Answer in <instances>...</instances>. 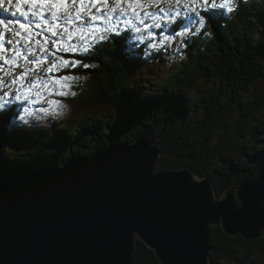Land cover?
<instances>
[{
    "label": "trees",
    "instance_id": "trees-1",
    "mask_svg": "<svg viewBox=\"0 0 264 264\" xmlns=\"http://www.w3.org/2000/svg\"><path fill=\"white\" fill-rule=\"evenodd\" d=\"M231 4V8L211 9L219 12L217 20L190 33L192 39L187 37V45L179 54L184 59L173 69L175 74L167 82L159 81L157 92L150 96L142 95L135 76L144 62L162 57L165 49L157 50L147 61L140 58L146 54L142 46L130 50L124 44L129 40L115 31L75 57L86 56L82 64L90 67L68 68L59 74L88 75L87 85L68 99L78 108H95V114L76 116L67 127L50 124L47 128L51 127L50 134H54L42 141L40 135L49 133L47 130L36 126V131L26 121L16 124L19 121L14 120L26 102L7 103L0 109V184L48 165L60 167L69 159L89 156L111 139L139 134H147L161 149L162 166L183 164L168 159L172 147L178 152L179 146L191 147L192 160L187 164L197 174L210 176L218 195L233 185L264 181V90L252 96L251 87L264 80V0H236ZM178 21L180 29L185 28L184 20ZM175 102L181 106L172 108ZM102 107L108 111L99 117ZM115 111L134 122L133 127L125 131V120ZM74 127L73 132L68 130ZM230 153H236L237 158L230 159ZM210 231L214 244L210 264H226L222 260L230 257L239 264H264V237L248 241L231 237L221 226ZM241 251L245 258L238 255ZM134 264L161 263L154 251L139 241Z\"/></svg>",
    "mask_w": 264,
    "mask_h": 264
},
{
    "label": "water",
    "instance_id": "water-1",
    "mask_svg": "<svg viewBox=\"0 0 264 264\" xmlns=\"http://www.w3.org/2000/svg\"><path fill=\"white\" fill-rule=\"evenodd\" d=\"M156 2L157 0H148ZM2 64V63H0ZM146 135L0 184V264H210V227L264 237V181L217 195L192 166L162 167Z\"/></svg>",
    "mask_w": 264,
    "mask_h": 264
},
{
    "label": "rangeland",
    "instance_id": "rangeland-1",
    "mask_svg": "<svg viewBox=\"0 0 264 264\" xmlns=\"http://www.w3.org/2000/svg\"><path fill=\"white\" fill-rule=\"evenodd\" d=\"M235 1L236 0H216L218 4L225 3L226 6L224 8L228 7L227 4L229 2H232L234 4ZM16 2L17 0H13L12 6H9L7 3H5L3 8H0L1 9L0 10L1 11L0 20H5V21H17L18 20L21 23L30 25L34 33L41 34V35L35 36V39L40 40L41 42H44L45 39H47V46L50 48L52 47L53 40L63 41L67 39L65 36H63V34L59 36H52V33L48 31L46 26L42 25L40 28L35 27L36 24L40 23V20H39V17L34 16L32 12L29 11L32 0H19V2L22 4L23 10L28 13L26 16L20 15V12L16 10L14 6ZM121 2L123 3V0H121ZM134 2H138L142 5H145V7L138 9L139 16L134 14L131 10L125 13V12L120 11V9H113L112 11L109 12L107 9H104V8H100L98 10L97 8L93 7V8H89L88 10L91 14L99 16L100 17L99 19L93 21L90 15H85L83 21H76L75 23L84 28H93L95 30L96 39L92 43V47L95 44H97V42L103 41L105 38L111 36L115 31L117 32L121 31L122 32L121 38H126L125 40H129L125 42L124 44H126L130 50L139 49L138 45L142 46L146 50V54H143L140 58H147V61L151 59L150 56L153 55L157 50L164 48L165 51L162 57L158 59H151L150 62H144L141 72L137 73L135 76V79L138 82L136 84H139L141 86L140 89H141L142 95L145 94V95L150 96L152 93L157 92L156 85L159 83V81L167 82L170 75L173 76L175 74L174 72H172L173 69L179 66L180 64L179 62H181V60L184 59V57H182L179 54L183 52L182 50L185 49L187 45V42H188L187 37L189 36L192 39V34L195 32L201 31L202 28H205L206 26H208L210 23V20L212 21L214 20L215 22V20H217V18L215 17L219 15V12L212 10V13H215V15H212L211 17H209L208 13L211 12V9L206 10L200 7L198 4L192 3V0H179V4H177L176 0H157L156 2H150L148 0H144V1L134 0ZM113 3H115V0H108L109 7H112ZM150 3H153V4H150ZM185 3H191L192 7H195V11H192L191 8L184 7ZM126 6L127 4L124 3V7ZM4 9H7V11H4ZM200 16H205L206 24L204 26H201L199 23ZM44 17L46 20H49V21L51 20V14L48 12L44 13ZM180 18L184 20L183 26L185 28L180 29L182 26V24H179V21H178V19ZM141 20L143 21V23H141ZM60 23L63 24L64 21L61 20ZM156 24H159L160 26L157 28ZM171 25H173V27H171ZM174 25H178L177 30L174 29ZM12 27L18 30V25H13ZM112 27H115L116 30L115 31L108 30V29H111ZM137 29H139V31H137ZM57 31L60 32L61 29H57ZM181 32H184L185 34L179 35V33ZM0 33L4 34L3 37H0V43H3L4 47L9 49V51L7 52V56L11 57L12 55L11 48L13 47V45L8 44L7 41L8 40L15 41L16 39H19V37H15L14 33L11 31L5 32L2 25H0ZM101 36L103 37V39H100ZM166 37L170 39H165ZM161 41H163V43H161ZM68 42L71 44H80L81 41L79 38V34L74 35L72 39ZM18 46L21 47L22 51H26L23 45V41H21V44ZM81 53L82 52H61L60 55H63L66 59L74 60L75 57ZM124 54L127 55V51L124 52ZM29 58H31L30 54H29ZM49 59L51 60V58ZM0 60H1L0 63L3 64L4 63L3 59L0 58ZM20 63H23V62L21 61ZM5 70H8L7 65H5ZM21 70H22L21 68H17L15 70V73L18 74ZM65 70L67 69L61 68L59 72L41 73V75H46L48 77L60 76L59 74L64 73ZM68 75H72V74H68ZM72 76L78 77V79H76L74 82H70L71 83L70 88L59 89L57 86H53L56 90L51 91V92L41 91V94L39 96L36 95L37 89L33 88L28 99L17 100L15 99V95L17 94V88L19 87V84L14 86L12 84V77L5 76L3 72H0V80H3V83H0V109H2L7 103H11L12 101L26 102V104L21 109L24 111H22L20 117L15 118L14 120L19 121L16 124H21V122H23L22 120H24L26 121L27 124H31L32 127L36 129V131H37V128H41V129L43 128L47 130L49 133L44 132L42 135H40L42 136L41 140L44 141L48 139L51 136V134L52 136L54 134V133L50 134L51 127L47 128V126H49L50 124L59 123L63 127H67L68 123L71 122L70 119H74L76 116L79 117L84 114H95L97 112L94 110L95 108L93 107L78 108L73 105V102L71 100L68 99V97H71V96L74 97V94L77 96L79 94L78 88L80 86H86L88 82V78H89L88 75L83 76L81 74H76V73L75 75H72ZM261 81L263 82L264 80H261ZM262 82H258L257 84L251 86L253 88L252 90L254 91V93H252V96L257 92L264 90V83ZM26 84H27V81H25V85ZM6 92L9 93L7 96L4 95ZM62 92L64 94H61ZM178 103L179 102H175L174 104L172 103V108L180 107L181 105ZM183 109L185 110V108ZM106 111H108L107 108L102 107L101 110L97 113V115L101 117ZM115 114L121 117L122 121L125 120L123 121L124 123L123 129L125 131H128L129 128L133 127L134 122L130 120L127 121L126 120L127 118L124 117V114H118L117 111H115ZM260 116H262V114ZM193 120H197V116L193 118ZM36 126L38 127L35 128ZM202 128L203 127H201V129ZM68 130H71V132H73V130H75V127L70 128ZM142 135L148 136L147 134H139L135 138L129 137L125 139L120 138V140H117V139L115 140L131 141ZM149 138L151 139V137ZM241 141L243 143V139H241ZM172 148L173 150L168 151L169 153L167 154V156H169L168 159L171 160L172 162L183 163L179 165L178 167H183L187 165L189 166V164L187 163L189 162V160H192V157L189 155V151H191L192 148L191 147L182 148L181 146H179L178 150L180 152L176 151L174 147ZM229 155L230 156L228 157L230 159L237 158L236 153H230ZM162 157H163V153H162ZM162 157L160 159V166H162L161 165ZM202 157L204 156L201 155V158ZM202 162H203V159L199 161V163H202ZM61 166H63V164ZM48 167H51V166L48 165L46 168ZM162 167H170V166H162ZM172 168H177V167H172ZM39 171L41 170H38L36 172H39ZM214 186H215V189L218 195L217 186L215 183H214ZM235 186L236 185H233V187ZM218 196L221 197V195H218ZM217 226H221V225H217ZM210 239L212 241L211 231H210ZM212 245H213V248H212V252H213L214 251L213 241H212ZM254 245L256 246V244ZM212 252H211V260H212ZM238 255L243 258L246 257V253L242 251L239 252ZM222 261L226 264H239V262L236 260L235 257L224 258Z\"/></svg>",
    "mask_w": 264,
    "mask_h": 264
},
{
    "label": "snow or ice",
    "instance_id": "snow-or-ice-1",
    "mask_svg": "<svg viewBox=\"0 0 264 264\" xmlns=\"http://www.w3.org/2000/svg\"><path fill=\"white\" fill-rule=\"evenodd\" d=\"M179 4V0H176ZM7 3L9 6L13 5V0H0V8H3L4 4ZM124 3L127 4L124 7ZM192 3L198 4L204 9H217L224 8L225 3H217L216 0H192ZM15 8L22 16H26L28 13L22 8V4L17 0ZM87 6V7H86ZM228 7H232L231 2L227 4ZM100 8L107 9L109 12L113 9H120L122 12L131 10L134 14L139 16L138 9L145 7L134 0H115L112 7H109L108 0H32L29 11L34 16L39 17L40 23L36 24V28H40L42 25L46 26L48 31L52 33V36H59L63 34L66 40H53L52 47L47 46V39L44 42L35 39V36L41 35L40 33H34L30 25L21 23L20 21H5L0 20V25L3 26L5 32H13L15 37L19 39L8 40L7 43L13 45L11 48V57L7 56L9 49L4 47L3 43H0V58L3 59L4 63L0 65V72H3L5 76L12 77V84L15 86L19 84L17 88V94L15 99H28L32 92V89H37L36 95L39 96L41 91H54L56 90L53 86H57L59 89H66L71 87L70 82H74L78 77L64 74L60 76L48 77L41 75V73L59 72L61 68H88L90 65L82 64L83 59H87L86 56L80 57L79 59L69 60L61 52H83L87 53L89 48L92 47V43L95 41V30L93 28H84L77 25L76 21H83L85 15H90L93 21L100 17L89 12V8ZM184 7L191 8L195 11V7H192L191 3H185ZM7 11V9H4ZM48 12L51 14V20H46L44 13ZM147 14V13H145ZM209 17L215 15V13L209 12ZM64 23L61 24L60 21ZM141 23L143 21L141 20ZM199 23L201 26L206 24L204 16H200ZM18 25V30L12 26ZM71 26V27H69ZM156 24V27H159ZM147 27V26H146ZM57 29H61L60 32ZM115 31V27L108 29ZM139 31V29H137ZM76 34H79L80 44H71L68 41ZM184 32L179 35H184ZM3 33H0V37H3ZM100 39H103L101 36ZM165 39H170L166 37ZM23 41L24 48L26 51H22L18 45ZM163 43V41H161ZM29 54L31 58H29ZM51 58V60L49 59ZM23 63H20V62ZM5 65L8 66V70H5ZM46 65V66H45ZM21 68L22 70L17 74L15 70ZM31 77V78H30ZM25 81L27 84L25 85ZM3 83V80H0ZM23 89V90H21ZM9 93H5L7 96ZM61 94H64L63 92Z\"/></svg>",
    "mask_w": 264,
    "mask_h": 264
},
{
    "label": "bare ground",
    "instance_id": "bare-ground-1",
    "mask_svg": "<svg viewBox=\"0 0 264 264\" xmlns=\"http://www.w3.org/2000/svg\"><path fill=\"white\" fill-rule=\"evenodd\" d=\"M150 2H153V1H150ZM176 4V3H175ZM1 10V9H0ZM191 19V18H190ZM150 21V20H149ZM157 23V22H156ZM151 26V25H150ZM235 26V25H234ZM158 28V27H157ZM137 55V54H136ZM94 113V112H93ZM206 177V176H205ZM220 197V196H219ZM211 228V227H210ZM212 242V241H211ZM213 253V252H212ZM213 261V260H212Z\"/></svg>",
    "mask_w": 264,
    "mask_h": 264
}]
</instances>
